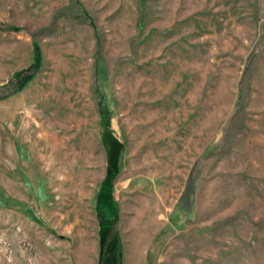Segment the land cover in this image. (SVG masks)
<instances>
[{"label": "rangeland", "instance_id": "374dc122", "mask_svg": "<svg viewBox=\"0 0 264 264\" xmlns=\"http://www.w3.org/2000/svg\"><path fill=\"white\" fill-rule=\"evenodd\" d=\"M117 246L264 264V0H0V264Z\"/></svg>", "mask_w": 264, "mask_h": 264}, {"label": "trees", "instance_id": "16d2710c", "mask_svg": "<svg viewBox=\"0 0 264 264\" xmlns=\"http://www.w3.org/2000/svg\"><path fill=\"white\" fill-rule=\"evenodd\" d=\"M118 245H119V244H118ZM111 259H115V263H114V264H116V262H117L118 259H119V246H117L116 257H112ZM111 259H108V260H111Z\"/></svg>", "mask_w": 264, "mask_h": 264}, {"label": "bare ground", "instance_id": "6f19581e", "mask_svg": "<svg viewBox=\"0 0 264 264\" xmlns=\"http://www.w3.org/2000/svg\"><path fill=\"white\" fill-rule=\"evenodd\" d=\"M51 122H54V121H53V118L51 119Z\"/></svg>", "mask_w": 264, "mask_h": 264}]
</instances>
